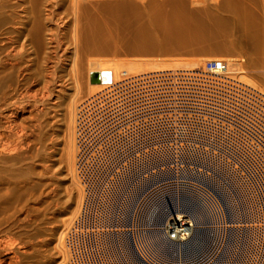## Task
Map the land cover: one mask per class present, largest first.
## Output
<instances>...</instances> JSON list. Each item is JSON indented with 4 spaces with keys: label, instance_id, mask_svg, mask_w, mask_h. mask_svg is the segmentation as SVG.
Returning a JSON list of instances; mask_svg holds the SVG:
<instances>
[{
    "label": "built area",
    "instance_id": "built-area-1",
    "mask_svg": "<svg viewBox=\"0 0 264 264\" xmlns=\"http://www.w3.org/2000/svg\"><path fill=\"white\" fill-rule=\"evenodd\" d=\"M74 124L83 196L64 235L63 264H131L123 245H112L124 233L142 264H264V93L223 61L108 81L80 102ZM156 178L135 203L138 186ZM185 192L208 219L198 262L154 257L142 214L155 198L180 202ZM178 213L160 229L181 249L196 227L189 217L174 223Z\"/></svg>",
    "mask_w": 264,
    "mask_h": 264
},
{
    "label": "rangeland",
    "instance_id": "rangeland-1",
    "mask_svg": "<svg viewBox=\"0 0 264 264\" xmlns=\"http://www.w3.org/2000/svg\"><path fill=\"white\" fill-rule=\"evenodd\" d=\"M186 1L188 4H177L181 5L180 10L185 15L196 16L205 25L213 17L219 18L226 22L228 29L233 30L235 16L228 9L232 4H222L223 0L216 3L213 0H203V4ZM253 2L254 0H246L242 5L249 9L251 7L264 25V4L261 0ZM142 3V0H137V4L131 5L141 9L139 11L142 12L143 19L140 22L149 29L152 41L142 42V47L133 52L122 50L105 54L106 52L96 46L85 49L82 33L77 30V27L83 28L86 24L82 18L85 9L80 11L78 18L75 16L73 4H40L36 13L29 6L20 7L18 14L20 9H24L25 17L22 15L21 21L11 29L14 43L9 45L8 55L5 54V46L0 43V133L4 135L6 144L4 153L0 154V203L3 201L5 204H0V259L4 252H8L11 256L9 264H54V260L56 263L60 260V249H57L59 244L56 243L59 231L67 223L64 219L66 215L73 214L67 212L75 208L78 199V191L74 185H77V181L73 180L75 172L71 176L66 168L68 143L74 149L69 105L73 99L77 100L74 101L76 104L72 103L74 110L81 100L96 93L89 91L88 66L79 68L80 84L71 81L70 75L75 61L92 59L115 63L142 59L170 63L175 60H188L186 62L195 64L197 60L199 65H194L193 68H198L208 59L237 58L243 62L247 78L264 92V54L256 56L250 50L238 48V32L229 35L228 40L219 34H216L214 40L207 41L209 39L206 38L204 41L200 40L201 42L172 39V36L167 37L164 32L154 27V13L159 7L163 8L168 14L171 26L176 27L183 21L180 11L176 13L172 8L173 4ZM80 5L91 15H95L96 4ZM225 5L228 7L224 8ZM36 25L41 30L42 49L32 44L29 35V30ZM3 28L5 27L1 29ZM168 33L172 35L173 32ZM170 37L172 40L166 41ZM212 41L215 42V47ZM121 43L123 40L120 36L116 44L121 47ZM216 43L226 45L230 55L226 52L221 54L222 46ZM216 47H221L222 50H216ZM202 49L212 54L204 56L206 51L203 52ZM98 69L99 67L95 68ZM77 86H80L81 91L78 94L81 97L77 95L79 99L75 96ZM16 125L17 131L14 129Z\"/></svg>",
    "mask_w": 264,
    "mask_h": 264
},
{
    "label": "bare ground",
    "instance_id": "bare-ground-1",
    "mask_svg": "<svg viewBox=\"0 0 264 264\" xmlns=\"http://www.w3.org/2000/svg\"><path fill=\"white\" fill-rule=\"evenodd\" d=\"M192 4H203V0H189ZM218 2V0H213ZM246 0H223L222 4H232V6H224V8H227L230 10L231 13L235 16V25L233 30L228 29V25L225 21L219 18H212L211 22L208 24H212L207 26L208 24H204L202 19L197 18L196 16L191 15L187 16L185 13H183L180 10L181 5L177 4H188L186 0H170V1H156V0H150L145 1L142 0V4H173L174 7L173 10L177 13V11H180L179 13L183 16L182 22L179 23L178 26L174 27L171 26L168 14L164 11L163 8H158L157 11L154 13L153 17V25L154 27L158 28L160 31L164 32L165 36H172V39H178L182 42H190V41H204L207 39V41L214 40L216 38V34L218 36H225L224 38H228L229 35H234V33L238 32L240 34L239 39L237 40L238 43H236L238 48L244 49V50H250L252 51L256 56H261L264 54V25L263 21L261 19H258L257 13L250 7L247 8L243 6L242 4H245ZM264 4V0H261ZM13 3V4H11ZM190 3V2H189ZM248 3V2H247ZM252 3V2H251ZM253 3H256L255 0ZM261 3V2H260ZM40 4H73L74 11L76 13V17L80 18V11L84 10V15L82 18L85 19L86 24L81 27H77V30L82 33V40L83 44L85 46V49L92 48V47H99L101 50L106 52L105 54H111V52H118V51H124V52H133L137 49H140L142 47V42L148 41L149 43L152 41L151 37L149 36L148 30L145 26L142 25L140 22L143 18V14L141 9H137L135 6L131 4H137V0H0V43L5 46V50L7 51V54L9 53V45H12L14 43L13 38L11 37L13 35V29L14 25L17 24L18 21H21V16L25 17L24 9H20V13L18 14V9L20 7L29 6L30 10L34 13L38 12L40 9ZM80 4H96V11L95 15H91L89 11ZM259 12V10H258ZM255 13V14H254ZM263 13V12H259ZM258 13V14H259ZM179 14V15H180ZM197 14V12L195 13ZM205 14V12H204ZM208 14V13H206ZM153 15V14H152ZM178 15V16H179ZM199 15V14H198ZM211 15V14H210ZM177 16V17H178ZM263 16V15H262ZM203 17V16H202ZM206 15L203 17L205 18ZM210 18V17H209ZM49 19V18H46ZM193 19V20H192ZM207 19V18H206ZM35 22V21H34ZM33 22V23H34ZM206 22V21H205ZM209 22V21H208ZM76 24H79L77 22ZM22 25V24H21ZM2 27H5L1 29ZM172 31V35L167 32ZM29 35L31 36L32 44L42 49L43 42L41 40V30L36 26L32 28V30H29ZM122 37L123 45L118 46L117 40L119 37ZM174 36V38H173ZM220 37V36H219ZM238 37V36H237ZM76 38V37H75ZM117 40H116V39ZM166 39V38H165ZM169 39V38H168ZM172 40L171 37L169 40ZM228 40V39H227ZM77 41V39H76ZM200 41V42H201ZM214 44L215 42L212 41ZM216 44H222V43H216ZM228 44V43H223ZM230 44V43H229ZM222 46V45H221ZM215 47V44H214ZM222 46L216 47L217 50H222L228 53V47ZM214 49V50H215ZM203 51V49H202ZM203 55L210 56L212 53L207 52V50ZM203 51V52H204ZM221 51V52H222ZM220 52V51H219ZM218 53V52H217ZM199 54V53H197ZM170 55V54H169ZM183 55V54H182ZM186 55V54H185ZM218 55V54H217ZM228 55H230L228 53ZM227 55V56H228ZM197 56V55H195ZM194 56V57H195ZM175 57V56H174ZM181 57V56H180ZM199 57V56H198ZM197 57V58H198ZM202 57V56H201ZM219 57V56H218ZM200 58V57H199ZM178 60V59H177ZM184 60V59H183ZM195 60V59H194ZM219 60L223 61L228 71L233 74L235 77H237L239 80L257 88L255 82L248 79L246 76V70L244 69V64L242 61H240L237 58H225V59H208L205 60L201 67H204L207 62ZM261 59H259L260 61ZM148 61V62H147ZM139 60V59H132L129 61H119L113 63L112 61H101L97 62V60H90L86 59L84 60H77L73 64L72 74L70 75V79L72 82L78 83V77L79 76V68L87 67L89 69V91L92 92H98L104 83L108 81H117L122 76L125 75H136L146 72H153V71H160V70H172V69H182L181 67H185V69H194V65H199V61L195 60V64L193 62H186L188 60L183 61H172L170 63L168 62H161L159 60ZM193 61V60H192ZM264 61V59H263ZM258 62V61H257ZM7 63V62H6ZM8 63L11 65L10 61ZM261 63V62H260ZM99 67L98 70H95V68ZM114 68V70H113ZM87 69V68H86ZM87 69V70H88ZM1 71V70H0ZM82 72V71H81ZM87 73V72H86ZM81 75V74H80ZM7 77V76H6ZM2 78V77H0ZM8 78V77H7ZM254 79V78H253ZM56 82V81H55ZM80 84V82L78 83ZM255 85V86H254ZM262 90V89H261ZM260 90V91H261ZM263 92V91H262ZM264 93V92H263ZM81 94L80 86H77V92L75 96ZM78 95V96H79ZM51 96V95H50ZM73 96V95H72ZM74 97V98H76ZM81 97V96H79ZM79 97H77L79 99ZM6 98V97H5ZM72 98V97H71ZM85 99V98H84ZM74 101H77L73 99ZM70 102L71 105H69V116L71 117V131L73 135L74 141V130H75V115L77 111V107L79 106L80 101L74 110H72V103L76 104L75 102ZM6 102V101H5ZM75 106V105H74ZM1 113V112H0ZM8 113V112H7ZM67 113V114H68ZM1 115V114H0ZM11 115V114H10ZM2 116V115H1ZM13 116V115H12ZM68 116V115H67ZM4 119V118H3ZM8 119V118H7ZM10 119V118H9ZM7 123V122H6ZM11 123V121H10ZM16 124V123H15ZM70 124V123H69ZM15 127V126H13ZM11 128V127H10ZM18 128L17 125L14 129ZM5 129V128H4ZM3 129V130H4ZM7 129V128H6ZM13 129V128H12ZM6 131V130H5ZM3 131V133L5 132ZM17 131V129H16ZM8 132V131H7ZM7 134V133H6ZM70 136V135H69ZM68 137V136H67ZM9 138V137H6ZM71 138V137H69ZM70 140V139H68ZM5 137L2 133H0V154L4 153L5 150ZM69 142V141H68ZM71 142V141H70ZM69 149L67 150V156H66V168H68L69 172L71 173V176L75 174L76 183H74L76 190L78 191V199L75 205V208L71 211H68L67 213H72L71 215L64 218L65 222L64 228L59 231L60 235L58 236V243L59 247L57 249H60V260L56 261L54 260V264H63L66 257H67V251L64 247V235L71 224L74 217L79 212V208L82 202V196L83 191L82 188L79 185V181L76 174V167H75V158H76V148H75V141H74V149L71 147V143H68ZM71 144V145H70ZM73 146V145H72ZM75 151V153H74ZM65 162V161H64ZM73 171L75 173H73ZM73 173V174H72ZM161 181H164V179H161ZM160 182V179L156 178L152 181H150L148 184L141 183L137 189V192L134 197V202L136 203V200H139V198L143 197L145 193H147V190L151 186H156ZM71 185V184H70ZM73 187V186H72ZM9 190V189H5ZM124 192V191H123ZM9 194V192H5ZM218 197L220 198V203H223L228 210V202L223 197V194L218 191ZM5 202V197L3 198ZM2 201V200H1ZM222 201V202H221ZM3 202V201H2ZM0 203L5 206V204ZM202 205L200 199L194 195L185 192L182 195V199L180 202L175 200H170L167 197L163 198H155L152 200V202L148 205V207L144 211V216L142 214L140 224L143 225L144 228H149L150 230H145V237L143 239L151 241L154 246L152 247V252H154V257H161L165 260H175L178 257H184V255H193L196 250H201L202 246L200 245L202 238L207 237V228L205 227V224L208 223V219L203 218L201 215V209ZM2 210L4 208L1 207ZM231 210V209H230ZM2 212V211H1ZM178 212H181L183 216H178L173 220L174 223L180 222L182 218L189 217L193 220L191 225L193 224L195 228V232L193 234V237L189 241V243L184 248H176V246L171 245L172 243H169L166 241L164 236V230L160 229L163 228V224L165 221L174 213L179 214ZM2 214H5V212H2ZM175 217V216H173ZM171 219V218H170ZM169 219V220H170ZM191 222V221H189ZM167 227V224H166ZM191 232L187 236V238L191 235ZM56 239V241H57ZM112 245H123L122 248L119 247L120 251L126 252V256L133 260L131 261V264H142L136 261L133 252H132V235L129 233H124L121 236L112 237ZM200 244H199V243ZM1 243V241H0ZM4 243V242H3ZM122 243V244H120ZM2 244V243H1ZM197 245V246H196ZM125 248V250L123 249ZM118 251V250H117ZM201 252V251H200ZM204 252V251H203ZM202 252V253H203ZM1 253V252H0ZM118 255V254H117ZM0 264H9L11 261V256L8 252H4L1 256ZM190 262H198L197 259L199 256H190ZM202 257V256H201ZM116 258V257H115ZM173 258V259H170ZM121 259V260H120ZM119 260L121 263H123L122 258ZM125 261V259L123 258ZM125 263V262H124Z\"/></svg>",
    "mask_w": 264,
    "mask_h": 264
}]
</instances>
